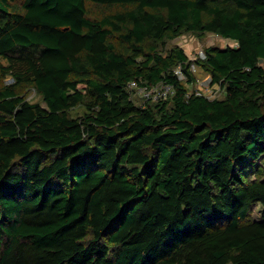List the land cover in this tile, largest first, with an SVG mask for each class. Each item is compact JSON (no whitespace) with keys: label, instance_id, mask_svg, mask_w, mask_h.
Instances as JSON below:
<instances>
[{"label":"trees","instance_id":"16d2710c","mask_svg":"<svg viewBox=\"0 0 264 264\" xmlns=\"http://www.w3.org/2000/svg\"><path fill=\"white\" fill-rule=\"evenodd\" d=\"M183 31L236 43L199 61L224 98L158 52ZM263 63L264 0H0V264H264Z\"/></svg>","mask_w":264,"mask_h":264},{"label":"rangeland","instance_id":"374dc122","mask_svg":"<svg viewBox=\"0 0 264 264\" xmlns=\"http://www.w3.org/2000/svg\"><path fill=\"white\" fill-rule=\"evenodd\" d=\"M21 3L22 0H17ZM88 14L91 17H98L106 11H110L111 7H105L101 5H95L91 2H87ZM114 42H117L116 38H113ZM236 43L232 40L222 38L211 32H189L183 31L179 36L173 39L166 38L158 44L157 50L163 55H167L174 47H180L183 49L189 59L190 65H194V69L191 68V73L194 75V79L191 82L187 81L186 76L181 70V65H177L174 72L177 74L180 81L186 87L187 93H197L207 96L208 98L222 99L226 96V90L224 87L218 84L211 83V76L208 71L201 65L199 61H202L203 57L199 54L200 51H205L207 47H226L235 46ZM264 64V63H263ZM191 67V66H190ZM11 78L7 77L4 83H10ZM80 89L82 85L78 86ZM20 92L26 97L29 102L40 101L41 96L36 92L35 88L30 85H24L19 87ZM130 93V98L134 101V104L140 105L141 102L135 94ZM170 106V105H169ZM85 112V106L79 104L71 109L70 114L74 117L80 116ZM262 166L264 169V158L257 162V165ZM262 217V209L260 205H254L252 207L251 218L260 219Z\"/></svg>","mask_w":264,"mask_h":264},{"label":"built area","instance_id":"2783aa9c","mask_svg":"<svg viewBox=\"0 0 264 264\" xmlns=\"http://www.w3.org/2000/svg\"><path fill=\"white\" fill-rule=\"evenodd\" d=\"M236 46V45H235ZM199 54L204 58V51H200ZM190 69H194V65H190ZM127 89L137 96L141 102V106H144L147 102H157L168 99L174 94V87L166 83L146 84L138 80H131L127 84Z\"/></svg>","mask_w":264,"mask_h":264}]
</instances>
